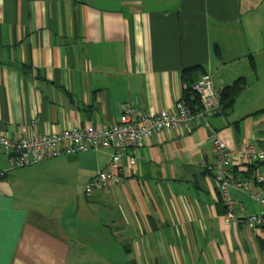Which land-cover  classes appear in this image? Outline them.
Listing matches in <instances>:
<instances>
[{
    "label": "crops",
    "instance_id": "0c3cea01",
    "mask_svg": "<svg viewBox=\"0 0 264 264\" xmlns=\"http://www.w3.org/2000/svg\"><path fill=\"white\" fill-rule=\"evenodd\" d=\"M204 73L219 92L247 85L190 129L147 138L107 190L85 194L110 150L19 169L0 152V264H264V228L227 221L207 168L215 138L264 149V0H0V132L12 138L105 126L133 99L171 109Z\"/></svg>",
    "mask_w": 264,
    "mask_h": 264
},
{
    "label": "built area",
    "instance_id": "2783aa9c",
    "mask_svg": "<svg viewBox=\"0 0 264 264\" xmlns=\"http://www.w3.org/2000/svg\"><path fill=\"white\" fill-rule=\"evenodd\" d=\"M190 89L199 99L200 105L196 109L181 98L171 109H162L158 113L139 112L134 107L137 100L133 99L122 105V113L117 120L105 126H72L60 132H33L28 137L19 138L0 132V152L7 154L10 167L16 169L63 155L110 150L105 168L91 177L85 187V194L89 196L96 189L107 190L112 185L121 184L125 180L123 158L127 156L133 166L147 138L167 129H190L194 121L204 120L208 112L220 106V92L209 73L202 74ZM213 145L215 162L207 168L217 181L226 210L225 218L230 223H243L251 231L264 228V213L246 214L243 206L230 195L231 189L243 191L264 208V172L257 171L253 177H245L232 167L233 164L245 169L257 167L264 163V149L253 144L235 149L218 138Z\"/></svg>",
    "mask_w": 264,
    "mask_h": 264
},
{
    "label": "trees",
    "instance_id": "16d2710c",
    "mask_svg": "<svg viewBox=\"0 0 264 264\" xmlns=\"http://www.w3.org/2000/svg\"><path fill=\"white\" fill-rule=\"evenodd\" d=\"M246 85V81L242 78H239L231 86L220 92V106L225 108L232 106L235 98L242 92ZM182 98L193 109L198 108L200 105L199 99L197 95L190 89V85L184 90V95ZM259 112H264V108ZM252 169H255L254 166L251 167V170Z\"/></svg>",
    "mask_w": 264,
    "mask_h": 264
},
{
    "label": "rangeland",
    "instance_id": "374dc122",
    "mask_svg": "<svg viewBox=\"0 0 264 264\" xmlns=\"http://www.w3.org/2000/svg\"><path fill=\"white\" fill-rule=\"evenodd\" d=\"M17 169H19V168H17Z\"/></svg>",
    "mask_w": 264,
    "mask_h": 264
}]
</instances>
